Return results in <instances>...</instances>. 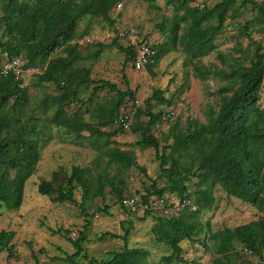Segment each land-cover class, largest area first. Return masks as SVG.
I'll use <instances>...</instances> for the list:
<instances>
[{"label": "trees", "instance_id": "obj_1", "mask_svg": "<svg viewBox=\"0 0 264 264\" xmlns=\"http://www.w3.org/2000/svg\"><path fill=\"white\" fill-rule=\"evenodd\" d=\"M121 1L123 0H0V56L3 53L22 56L30 67L43 63L45 67L37 75L38 83L54 84L60 93L41 101L40 108L44 112L55 109L49 123L62 130L75 143L90 139L98 145L101 152L99 158L108 157L107 166L95 174L89 167H73L70 174L55 172L52 180H42L37 185L41 196H47L55 203L77 206L81 217L85 219L93 217L88 216L86 203L97 197L104 200V189L107 186L116 195L120 207L128 214L131 212L122 205V200L131 195H124V176L130 167L135 166L134 156L131 152L99 143L114 137L118 130L125 131L117 120V113L123 108L126 98L134 104V93L129 88L120 91L108 81L94 82L90 80L87 68L75 65L85 59L80 49L91 45L99 48L94 54L96 59L107 45H115L123 51L125 62H132L133 51L117 39L108 44L78 46L72 43L91 33L78 35L75 31L78 22L86 16L99 17L108 23L110 31H116L119 26H114L115 20L110 17V11ZM167 4L172 6L173 16L167 20L168 25L158 26L166 41L153 44L156 50L153 64L157 63L161 55L180 49L186 56L185 64L191 65L198 78L223 75L226 84L218 90L217 109L208 108L207 122L188 119L183 130L179 120H171L168 113L161 117L160 112H152L151 101L167 106L171 104L163 98L161 90H154L145 101L146 110L136 108L137 114H145L148 121L144 128L134 126V145L155 150L160 169L167 175V184L157 189L155 183H152L151 188L141 196V203L147 208L140 211L137 208L133 214H158L154 218L153 232L157 235L158 242L171 250V254L161 257L160 262L169 263L178 259L189 264L182 259L180 242L193 241V237L201 235H206L212 241L214 253L221 255L223 259L214 264H234L230 258L237 256V243L245 246L244 251L254 253L264 262V220L215 233L211 232L208 222L197 220L198 215L213 208L216 187L222 189L227 196L264 212V108L259 106L260 91L264 84V48L252 40V32L249 30L253 22L262 25L264 29V3L256 0H220L211 6L203 0H168ZM247 7L257 10L258 15L249 22H244L240 28L236 18L239 11ZM228 20L230 22L227 23ZM229 28L247 35L250 40L252 49L246 54L248 65L231 64L228 73L208 69L201 59L217 50V38ZM137 32L142 35L138 30ZM143 37L149 41V37ZM55 50H60L61 55L52 57ZM217 57L221 60L226 58L221 53H217ZM1 67L0 57V69ZM23 82L13 74L0 76V206L9 211L20 208L24 186L36 172L40 160L39 138L42 132L37 130L34 119L22 121L27 116L24 107L28 101L26 90L22 87ZM90 83L94 84L93 93L104 90L114 93L111 99L113 112L110 116H103L97 126L83 120L82 114L66 112V105L77 101L81 87ZM115 120L119 125L113 132L101 130L111 126ZM158 120L174 123L169 128V136L173 142L162 147L160 141L150 133V127L158 124ZM83 132L88 133V136H83ZM113 163L116 173L110 175L108 168ZM167 165L169 168H165ZM56 177L61 178L64 187L60 184L56 186ZM192 177L197 179L196 190L188 194L186 183ZM76 190L80 192V202L75 199ZM167 192L177 195L180 208L175 209V202L165 195ZM188 196H193L194 202ZM160 199L163 200L162 208L155 204V200ZM185 199L197 209L182 208L181 202ZM165 209L173 210L174 213L166 217L168 214ZM98 211L106 216L110 215L106 205ZM62 231L69 233L67 230H58ZM88 232L89 223H86L75 240L68 238L74 252L66 255V261L77 264L75 259L84 250ZM128 234L129 229H126L121 251L113 252L107 260L90 258L87 264H150L148 250L127 246ZM14 238L15 232L0 231V254L7 253V259L15 256ZM84 258L87 259V256L84 255Z\"/></svg>", "mask_w": 264, "mask_h": 264}, {"label": "rangeland", "instance_id": "obj_2", "mask_svg": "<svg viewBox=\"0 0 264 264\" xmlns=\"http://www.w3.org/2000/svg\"><path fill=\"white\" fill-rule=\"evenodd\" d=\"M203 1L212 6L220 0ZM256 1L264 3V0ZM167 2L168 0H154V2L123 0L118 3L121 5L120 8H117V4L112 8L110 17L115 20L114 26L121 27L122 24H132L142 36L146 35L152 44L158 45L166 41L165 35L158 27L159 24L168 25L167 20L173 16L172 6ZM256 15L258 12L254 8H242L236 18V23L241 28L244 22H249ZM228 22L230 21L228 20ZM106 30H109L108 23L99 17L89 16L79 21L75 29L78 35L90 32L102 34ZM249 30L252 32V40L264 48L262 25L253 22ZM76 40L78 39L72 43ZM119 42L124 46L122 40ZM216 46L217 50L214 53L201 59L203 65L208 69L228 73L231 64L248 65L246 54L252 48L247 35L229 28L217 38ZM98 49L96 45L80 49L85 59L75 66L87 68L90 71V80L94 82L108 81L120 91L129 88L133 91L135 98L134 104L126 98L123 108L117 113L118 117L122 113L128 115L130 129L122 132L118 130L114 137L104 139L99 145L133 154L135 166L130 167L125 173L126 192L124 195L145 192L151 188L152 183H155L157 189L163 188L167 184V175L160 169V162L156 159L155 150L153 148L142 149L134 145L136 138L133 132L134 126L144 128L148 121L145 114H137L136 108L146 110L145 101L154 90H161L163 98L170 101L171 104L167 106L151 101L152 112H160L161 117L164 114H170L175 120H179L181 130L185 128V122L188 119L206 123L207 110L209 107L217 109L218 90L226 84V79L223 75L216 74L209 75L206 79L198 78L191 65L185 64L186 56L180 49L161 55L156 64L146 67L141 72L132 68L131 61L125 62L124 52L115 45H107L96 59L94 54ZM217 53L225 56V60L219 59ZM51 55L52 57L59 56L61 52L55 50ZM44 67L43 63L31 66L34 73L24 78L22 83V87L25 88L28 95V101L24 107L27 116L23 117L22 121H26L28 118L34 119L33 122L36 123L37 130L42 132L39 138L40 160L36 172L24 186L20 208L16 211H9L0 206V231L15 232L13 240L15 256L7 259V253L0 254V264H71L64 259L66 255L74 252L68 238L75 240L86 223H89V232L86 234L87 239L83 245L82 254L75 259L77 264H87L90 258L107 260L113 252L121 251L124 246L122 237L126 229H129L127 246L148 250L150 264H184L178 259L169 263L160 262V258L170 255L171 250L168 246L158 242L157 235L153 232L154 218L158 214L142 216L133 214L135 211L128 214L120 207L116 195L108 186L104 189V200L97 197L86 203L88 216H93L87 219L81 217L80 209L77 206L71 203H55L49 197L41 196L38 193L37 185L42 180H52L55 172L64 171L66 174H70L73 167H89L95 174L101 168L106 167L108 162L106 156H102V159L99 158L101 152L97 148L98 145L92 143L90 139L75 143L62 130H58L49 123L48 120L55 109L51 108L48 112H44L40 108L41 101L60 93L54 84L38 83L37 75L42 72ZM93 87V83L82 86L78 92V100L68 103L66 112L82 114L83 120L97 126L103 116H110L113 112L114 106L111 99L114 97V93L108 90L93 93ZM259 106L264 108V84L260 91ZM118 122L115 120L111 126L101 128V130L113 132L120 124ZM172 124L174 123L161 122L160 120L158 124L150 127V133L160 141L161 147L173 142L169 136V128ZM82 135L88 136V133L83 132ZM168 153L171 152L168 151ZM114 168L115 163L108 168L110 175L116 173ZM165 168H169V165ZM60 177L55 178L57 179L56 186L60 184L64 187V182ZM196 183L195 177L186 183L188 194L196 190ZM165 195L169 200L177 202L178 197L174 192H167ZM74 196L80 202L79 190L74 192ZM188 197L191 202H194L193 196ZM214 197L213 208L197 217L198 221L209 223L211 232L215 233L226 228L233 229L253 221L264 220V212H260L234 197L227 196L219 187L214 190ZM105 205L109 207L110 215L106 216L98 211ZM165 213L168 214L166 217H169L174 211L165 209ZM59 229L67 230L69 233L58 232ZM180 245L182 259L189 264H214L218 260H223L221 255L214 253L212 241L206 235L193 237V241L183 240ZM244 249V245L236 244L237 256H231L232 263L264 264L257 255L250 254ZM84 255L87 256V259L84 258ZM262 257L264 260V251Z\"/></svg>", "mask_w": 264, "mask_h": 264}, {"label": "built area", "instance_id": "obj_3", "mask_svg": "<svg viewBox=\"0 0 264 264\" xmlns=\"http://www.w3.org/2000/svg\"><path fill=\"white\" fill-rule=\"evenodd\" d=\"M120 4H117V8H120ZM114 39L123 41L125 47H129L133 51L132 56V68L141 72L146 67L153 64L156 56V50L150 41H147L142 35H139L136 28L131 25H123L116 31L106 30L102 34L90 33L76 40L74 43L78 46H85L93 43L107 44L112 42ZM2 67L0 69V76H7L13 74L16 79L26 78L31 76L34 71L30 66L27 65V61L22 56H10L7 53H3L1 56ZM171 120L173 116H168ZM119 123L123 127V130L128 131L130 129V119L127 114L122 113L119 117ZM143 192H133L130 196L125 197L122 200V205L130 211H135L137 208L144 210L147 208L146 205H142L141 196ZM155 204L158 208H162L163 200H155ZM181 207H189L191 210H196L197 207L189 200L185 199L181 202ZM180 208V202L177 200L175 203V209Z\"/></svg>", "mask_w": 264, "mask_h": 264}]
</instances>
